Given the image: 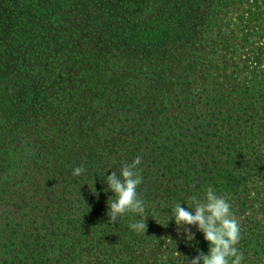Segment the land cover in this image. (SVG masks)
Segmentation results:
<instances>
[{
  "label": "trees",
  "instance_id": "16d2710c",
  "mask_svg": "<svg viewBox=\"0 0 264 264\" xmlns=\"http://www.w3.org/2000/svg\"><path fill=\"white\" fill-rule=\"evenodd\" d=\"M229 1L0 0V264H204L203 232L171 237L175 205L195 214L209 189L242 264H264V206L245 213L264 194V84L130 79L186 59L190 26ZM137 159L142 232L108 205V176Z\"/></svg>",
  "mask_w": 264,
  "mask_h": 264
},
{
  "label": "rangeland",
  "instance_id": "374dc122",
  "mask_svg": "<svg viewBox=\"0 0 264 264\" xmlns=\"http://www.w3.org/2000/svg\"><path fill=\"white\" fill-rule=\"evenodd\" d=\"M198 25L208 28L204 38L198 37L201 30ZM198 25L190 26L193 30L186 42L192 47L187 54L189 58L186 55V59H180L179 64L170 60L160 76L159 69L155 72L144 69L132 74L130 79H217L223 87L250 82L264 84V0H230L228 5L219 10L213 23L205 19L203 12ZM214 45L216 47L212 51ZM212 60L220 63L221 69L211 67ZM189 64L192 68L196 67L194 72L187 68ZM189 90L185 95L190 93L191 97H200V88ZM250 196L252 202L247 206L249 211L245 212L246 215L254 210L257 214L262 211L261 205L264 206V194L258 197L251 190ZM258 217L261 214L258 213ZM177 225L174 231L176 236L171 239L193 241L196 238L194 236L199 230L196 224ZM189 235L191 239L186 238Z\"/></svg>",
  "mask_w": 264,
  "mask_h": 264
},
{
  "label": "clouds",
  "instance_id": "9594fccd",
  "mask_svg": "<svg viewBox=\"0 0 264 264\" xmlns=\"http://www.w3.org/2000/svg\"><path fill=\"white\" fill-rule=\"evenodd\" d=\"M140 164L137 159L131 165H123L121 176L118 179L116 173L108 176V184L116 198L108 205L111 210V218L116 219L118 215L126 212H134L142 217L141 220L131 224V228L142 232L147 227L145 223L146 211L142 201L137 199L138 185L141 183L139 176L134 175L132 168ZM82 168H75L74 175H79ZM207 203L201 202L198 206L192 201L189 205L195 208V214L176 204L174 207L175 222L177 224H196L199 231L204 233V238L211 245L210 254L204 256V264H242L243 255L237 250L241 235L239 221L233 216L230 204L225 197L216 195L214 190H207ZM191 239L189 235L186 237ZM192 264H198V259L193 258Z\"/></svg>",
  "mask_w": 264,
  "mask_h": 264
}]
</instances>
